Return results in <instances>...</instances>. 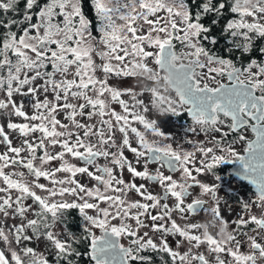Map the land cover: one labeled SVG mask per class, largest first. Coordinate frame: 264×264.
<instances>
[{"label": "snow or ice", "instance_id": "snow-or-ice-1", "mask_svg": "<svg viewBox=\"0 0 264 264\" xmlns=\"http://www.w3.org/2000/svg\"><path fill=\"white\" fill-rule=\"evenodd\" d=\"M90 5L95 21L83 0H0V111L29 121L7 122L23 137L20 146L0 126L6 146L0 153V264H81L85 257L90 264H264V43L258 44L264 41V0ZM129 77L139 91L123 86ZM169 90L175 97L166 95ZM145 92L147 103L138 98ZM182 113L192 123L181 125L174 147L176 136L162 125ZM33 133L40 136L30 139ZM201 134L204 140L192 138ZM239 142L246 144L244 155L233 147ZM233 162L257 195L251 202L241 197L244 215L229 230L219 211L221 184L198 177L222 181L217 168ZM9 167L13 171L6 172ZM125 170L132 179L124 178ZM85 175L95 183L77 179ZM194 187L199 197L186 203ZM204 196L214 202L205 211L218 227L215 235L207 225L181 226L173 218L196 213ZM73 223L79 231L69 227ZM169 236L179 237L175 247ZM32 242H46L52 259Z\"/></svg>", "mask_w": 264, "mask_h": 264}, {"label": "rangeland", "instance_id": "rangeland-1", "mask_svg": "<svg viewBox=\"0 0 264 264\" xmlns=\"http://www.w3.org/2000/svg\"><path fill=\"white\" fill-rule=\"evenodd\" d=\"M93 14H94V12H93ZM94 34H96L98 36V33H94ZM179 50H180L179 45H177V51H179ZM149 64H150V66L155 67V65L152 64L151 61H149ZM110 83H116V80H111ZM122 84H123V86H126V87L127 86H135L137 88V91H139V87L140 86H138V82H137V80L135 78H131V77L123 78ZM145 84L148 87L152 86L151 82H145ZM171 91L172 90H169V92L166 93V95H171V96L174 97V95L172 94ZM149 97H150V93L145 92L143 94V96L138 97V98L144 99L145 102L147 103ZM0 98H2V94H0ZM123 98L125 100H128L129 102H131L130 98L128 96H125ZM16 99L19 100L20 98L17 97ZM114 107L116 108L117 111L120 110L118 105H114ZM24 110L26 111V113L28 115H31L32 112H33L32 108L30 106H26ZM149 115L154 117L155 113H150ZM58 118L61 119L62 122L67 123V121L64 120V118H63V114L58 116ZM9 120H11L12 122H15V123H29V121H25L22 117H16L14 115L13 116H9L7 113H5L3 111H0V126L4 127L5 133L12 140L13 146H20L21 143H22L23 137L20 136L18 131H13V130L7 128V122ZM162 127H163L164 131L171 132V133H173L176 136V140L172 142L174 147H175L176 143L181 142V137H182V134H183V128L180 125L176 124V122H175L173 117L169 118L168 121L162 125ZM39 136H40V133H33L29 138L30 139H35V138H38ZM185 144L186 143H183V147H185ZM134 146H135V144H134ZM56 150L57 151L59 150L58 146L56 147ZM4 151H6V146L4 144L0 143V153H3ZM37 154L38 155H42V151L38 150ZM22 155H24V154H22ZM125 155L128 157L129 160H133L134 161V157H133V155L130 152H125ZM69 159L71 160L70 157H69ZM71 162L76 163L78 165L80 164V161H76V160H71ZM99 162L100 163H104V161L102 159ZM52 165L58 166V162H52ZM137 167L139 168L140 166L137 165ZM150 167L155 169L156 167H158V165L153 164V165H150ZM19 170L26 171V170H24L22 168L19 169ZM5 171L6 172L13 171V168L9 167L8 169H5ZM163 171L165 172L166 175L170 174L165 168L163 169ZM123 175H124V178L126 180L132 179V177L130 176L129 173H127L126 170H125ZM217 175H219V174H217ZM221 178H222V181H215V178L212 175H208V176L201 175V176L198 177V179H201V180H203L205 182H208V183L216 182V183H220L221 184V187H220V189L218 190V193H217L218 197L220 198L219 211H220L222 217L224 218V220L228 222L229 230H231L232 228H235V224L232 223V222L234 220H236L240 215H244V210H243V207H242L241 203H237V202L235 203L234 200H233L235 198L233 195L236 194V192L234 190L236 185H234L232 181L226 180L225 177H223V176H221ZM77 179H79L81 183L88 184L89 186H91L92 184L95 183V181L90 180L86 175L85 176H77ZM41 182L42 183H47V181H44L43 179H41ZM135 182L137 184L145 183L147 185L149 191H152L153 193H157V192L160 191L158 185H156L154 183H149L147 181L140 180L139 178H137L135 180ZM0 186H2V182H0ZM199 193H200L199 188H196L194 190V194L191 197V199L195 198V197H199ZM245 193H246L245 191H242V192L239 191V194H241V196L243 197L244 201L251 202V200L249 199V196H247V194H245ZM132 196L134 198H136V199H140L134 193L132 194ZM201 198L204 199V200H207L209 202L205 209H210L212 206H214V202L212 201V199L210 197L204 196V197H201ZM191 199L187 200L186 203H189V201ZM28 202L31 203V201H28ZM168 202H169L170 205L173 203V201L171 199ZM253 211H259V210L256 209L255 207H253ZM184 216H185V218L181 219V214L180 213H174L173 214V218L176 219L177 223L179 225H181V226H184L185 224H188V223H196V224H201V225H207L208 231L211 234H213V235H215L217 233V231H218V227L213 226V223H212L213 217H212V213L210 211H205L204 210V212H202L201 214L194 215V216H191V215L185 213ZM8 223L11 224L12 221H9ZM202 230L203 229H200L199 231H202ZM95 231H96V234L99 235L98 230H95ZM199 231H197L196 234H199ZM177 239H179L178 236H175V237L169 236L168 237L169 243L173 247H175V240H177ZM240 239L243 240L244 238L240 237ZM120 242L125 244V246H127V243H128L127 240L121 239ZM32 243H34V248L38 252L43 253L44 255H46L48 250L50 249L48 245H47V249L45 248L46 242L40 243V244H37L35 242H32ZM0 248H4V245L2 243H0ZM186 250H187L186 246L184 248L180 249V251H182V252L186 251ZM241 250L242 251H247V246L245 245L244 247H242ZM193 251H196V250L194 249ZM199 251H201V252L205 251V247H201L199 249ZM225 258L228 259L227 257H225Z\"/></svg>", "mask_w": 264, "mask_h": 264}, {"label": "flooded vegetation", "instance_id": "flooded-vegetation-1", "mask_svg": "<svg viewBox=\"0 0 264 264\" xmlns=\"http://www.w3.org/2000/svg\"><path fill=\"white\" fill-rule=\"evenodd\" d=\"M222 82L227 83V78L226 77L222 78ZM171 92H172V94L175 97V92L174 91H171ZM173 118H174L176 124H178L180 126L183 125V126L186 127V126H188V125H190L192 123L191 117H189L187 115V113H182V115L178 119L175 118V117H173ZM244 134L246 135L247 139H249V140H254L255 139V134L252 133L251 130H246ZM192 138L193 139H197V140H204L205 139L203 134H201L199 136H193ZM232 139H233V137L229 136L228 140L231 141ZM245 146H246L245 142H239V143L233 144L234 149L238 153H240L241 155H244ZM184 148L188 149V150H191L192 146L186 143ZM241 167L242 166L238 162H233L231 164H221L217 168L218 171H216V174H219L220 176L225 177L226 180L232 181L233 184L236 185V187L234 189L236 194H234L233 196L237 198L239 203H241V197H242L241 194H239V191L240 192L245 191L246 192L245 194H247V196H249V199L251 201L254 200L256 198V195H257L256 185H254L253 183H250L249 181L242 180V179L238 178V175H236L237 170L241 169ZM196 188H198V187H194L193 189H191L192 196H193L194 190ZM191 197H189V199H191ZM205 201H206V203L201 207V209L198 212V214H201L202 212H204L207 204L209 203L207 200H205ZM190 202H191V200L189 201V203ZM198 214L196 213V214H193V215L192 214H189V215L194 216V215H198ZM98 232H99V230H98Z\"/></svg>", "mask_w": 264, "mask_h": 264}, {"label": "trees", "instance_id": "trees-1", "mask_svg": "<svg viewBox=\"0 0 264 264\" xmlns=\"http://www.w3.org/2000/svg\"><path fill=\"white\" fill-rule=\"evenodd\" d=\"M83 10H84L85 14L90 19H92L93 21H95V16L93 14V11H92V8H91V5H90V0H83ZM222 23H223V21H222ZM216 31L218 32L219 30L217 29ZM261 43H264V41L258 42V44H261ZM224 46H225V42L222 39L220 41V43L217 45V48L222 50L224 48ZM221 54L222 55H226V53H223V51H221ZM236 55H238V53L234 54L232 58L235 59V56ZM252 56H257V53L254 51L252 53ZM248 59H249V57H244L242 63H246ZM239 63H241V62H238V66H239ZM216 171H218V170H216ZM233 200H234L235 203L236 202L239 203L236 197ZM72 216L75 217V219H76L77 222L79 221V217L76 215L75 212L72 213ZM69 227L72 230H74V231H79L78 223H73V224L69 225ZM30 246L31 247H34V243H31ZM45 248L47 249V243H46ZM81 250L83 251V248H81ZM49 251H50V249L48 250L46 256H48V258L51 260L52 257L48 255ZM81 264H90L89 259L87 257L83 258L82 261H81Z\"/></svg>", "mask_w": 264, "mask_h": 264}, {"label": "water", "instance_id": "water-1", "mask_svg": "<svg viewBox=\"0 0 264 264\" xmlns=\"http://www.w3.org/2000/svg\"><path fill=\"white\" fill-rule=\"evenodd\" d=\"M167 171H168V169L167 168H165ZM169 172V171H168ZM233 172V171H232ZM238 178H240L239 176H238ZM241 179V178H240ZM243 180H246V181H249V180H247V179H243ZM256 191H257V189H256ZM201 209V208H200ZM200 209L196 212V213H198L199 211H200ZM196 213H194V214H196ZM193 215V214H192ZM101 233L99 232V235H100Z\"/></svg>", "mask_w": 264, "mask_h": 264}]
</instances>
